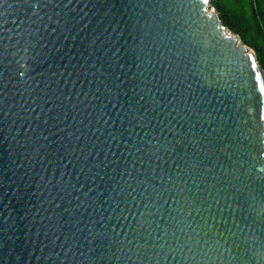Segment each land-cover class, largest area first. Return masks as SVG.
Segmentation results:
<instances>
[{
    "label": "water",
    "instance_id": "obj_1",
    "mask_svg": "<svg viewBox=\"0 0 264 264\" xmlns=\"http://www.w3.org/2000/svg\"><path fill=\"white\" fill-rule=\"evenodd\" d=\"M210 1L0 0V264H264V71Z\"/></svg>",
    "mask_w": 264,
    "mask_h": 264
},
{
    "label": "trees",
    "instance_id": "obj_2",
    "mask_svg": "<svg viewBox=\"0 0 264 264\" xmlns=\"http://www.w3.org/2000/svg\"><path fill=\"white\" fill-rule=\"evenodd\" d=\"M222 24L254 52L264 71V0H211Z\"/></svg>",
    "mask_w": 264,
    "mask_h": 264
},
{
    "label": "bare ground",
    "instance_id": "obj_3",
    "mask_svg": "<svg viewBox=\"0 0 264 264\" xmlns=\"http://www.w3.org/2000/svg\"><path fill=\"white\" fill-rule=\"evenodd\" d=\"M249 52H252V51L249 50ZM260 75H261V80H262V82H263V84H264V74H263V73H260Z\"/></svg>",
    "mask_w": 264,
    "mask_h": 264
},
{
    "label": "snow or ice",
    "instance_id": "obj_4",
    "mask_svg": "<svg viewBox=\"0 0 264 264\" xmlns=\"http://www.w3.org/2000/svg\"><path fill=\"white\" fill-rule=\"evenodd\" d=\"M206 2H207V0H206Z\"/></svg>",
    "mask_w": 264,
    "mask_h": 264
}]
</instances>
